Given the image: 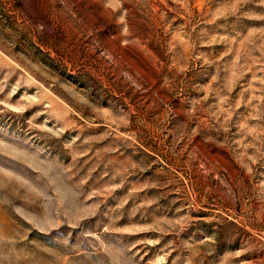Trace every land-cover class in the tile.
<instances>
[{"label":"rangeland","instance_id":"374dc122","mask_svg":"<svg viewBox=\"0 0 264 264\" xmlns=\"http://www.w3.org/2000/svg\"><path fill=\"white\" fill-rule=\"evenodd\" d=\"M0 264H264V0H0Z\"/></svg>","mask_w":264,"mask_h":264}]
</instances>
